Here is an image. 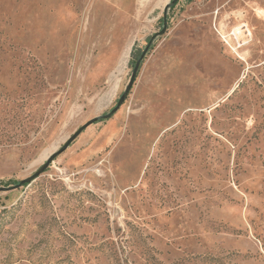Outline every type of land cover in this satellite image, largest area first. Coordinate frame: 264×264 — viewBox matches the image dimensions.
Returning a JSON list of instances; mask_svg holds the SVG:
<instances>
[{
	"label": "rangeland",
	"instance_id": "374dc122",
	"mask_svg": "<svg viewBox=\"0 0 264 264\" xmlns=\"http://www.w3.org/2000/svg\"><path fill=\"white\" fill-rule=\"evenodd\" d=\"M171 1L0 0V264H264V0Z\"/></svg>",
	"mask_w": 264,
	"mask_h": 264
},
{
	"label": "water",
	"instance_id": "95a60500",
	"mask_svg": "<svg viewBox=\"0 0 264 264\" xmlns=\"http://www.w3.org/2000/svg\"><path fill=\"white\" fill-rule=\"evenodd\" d=\"M175 1H176V0H173V1H171V3L166 4V5L164 6V8H163V27H162L161 30L155 32V33L152 35V38H151V39H153V38H155V37H157V36H161V35H163V34L166 32V30H167V10H168V8L170 7V5H171L172 3H174ZM143 55H144V52H143V54L141 55V57H142ZM139 62H140V60H138L136 66H135V68H134V70H133V72H132V75H131L130 81H129V83H128L126 89H125L124 94L119 98L117 105L112 109L111 113L115 112V111L119 108V106H120V105L122 104V102L124 101L125 95H126V94L128 93V91L131 89V87H132V85H133V83H134V81H135V78H136V73H137V70H138ZM108 115H109V114H107V116H108ZM44 167H45V166H44ZM42 170H43V168H41V169H40L36 174H34L31 178L36 177V176L38 175V173L41 172ZM31 178H28V179L22 180V182L27 181V180H29V179H31Z\"/></svg>",
	"mask_w": 264,
	"mask_h": 264
},
{
	"label": "trees",
	"instance_id": "16d2710c",
	"mask_svg": "<svg viewBox=\"0 0 264 264\" xmlns=\"http://www.w3.org/2000/svg\"><path fill=\"white\" fill-rule=\"evenodd\" d=\"M173 1V0H172ZM176 2H174V3H172L171 5H174ZM159 36H157V37H155V38H153V39H151L152 38V36L149 38V40H148V43H147V49L149 50L150 48H151V46H152V44L154 43V41H155V39L156 38H158ZM143 54V50H141V51H138V52H136L135 50H133L132 51V57H133V59H132V63H136V60H140V62H139V65L141 64V62H142V60H143V58H144V56H145V53H144V55L141 57V55ZM14 184V185H17V184H21L22 183V181H17V180H11V179H9V180H0V190L1 189H4L5 187H7L9 184Z\"/></svg>",
	"mask_w": 264,
	"mask_h": 264
},
{
	"label": "built area",
	"instance_id": "2783aa9c",
	"mask_svg": "<svg viewBox=\"0 0 264 264\" xmlns=\"http://www.w3.org/2000/svg\"><path fill=\"white\" fill-rule=\"evenodd\" d=\"M230 37H236L237 36V32L235 30H232L229 34Z\"/></svg>",
	"mask_w": 264,
	"mask_h": 264
}]
</instances>
